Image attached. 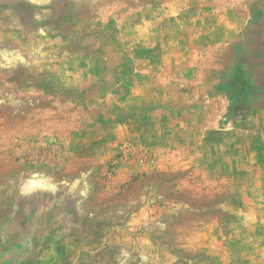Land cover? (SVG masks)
<instances>
[{"label":"rangeland","instance_id":"374dc122","mask_svg":"<svg viewBox=\"0 0 264 264\" xmlns=\"http://www.w3.org/2000/svg\"><path fill=\"white\" fill-rule=\"evenodd\" d=\"M0 264H264V0H0Z\"/></svg>","mask_w":264,"mask_h":264}]
</instances>
